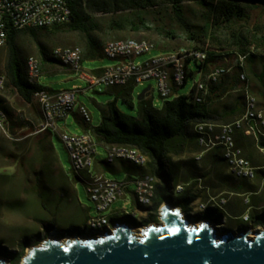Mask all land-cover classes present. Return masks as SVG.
I'll return each instance as SVG.
<instances>
[{
    "label": "rangeland",
    "instance_id": "rangeland-1",
    "mask_svg": "<svg viewBox=\"0 0 264 264\" xmlns=\"http://www.w3.org/2000/svg\"><path fill=\"white\" fill-rule=\"evenodd\" d=\"M187 8L186 19L190 25L189 31L196 36H201L204 24L201 11L193 4H189ZM159 16V21H153L151 17H148L149 29H141L137 32L128 29L117 30L104 41L129 38L144 39L156 46L150 53L137 57L136 61H144L161 51L191 48L189 46L197 43L188 38V33L182 26L171 20L167 10ZM97 18L105 20L108 17L97 15ZM113 19L119 20L118 15ZM253 22L263 24L261 26L263 27L262 33H264V7L250 8L246 20L240 21L234 26L253 29ZM231 29H233L232 25L215 30V38L226 49L228 48L226 44H223V40L228 38ZM166 31H171L172 37L164 36ZM114 36L121 39H113ZM75 40V34L66 32L40 37V42L48 49V58L51 56L52 47L76 46L78 44ZM19 44L25 51V57L30 55L37 57L35 42L31 38L23 37ZM255 51L258 54L263 53V50ZM3 59V50L0 48V75L3 74L1 70ZM116 62V60L102 55L97 59L82 60V66L87 70H92L97 67L111 66ZM234 62L235 55L231 54L220 57L215 64L233 66ZM56 67L62 68L63 66L57 62ZM193 67L195 68L194 64H192V69L195 73L188 78L183 86L176 88V94H187L191 89L193 78L196 80L200 78L199 73ZM66 71L42 73L38 81L52 89H70L73 84L79 85L83 90L76 94L77 102L74 108L77 110L79 104L84 105L91 115V125H96L99 122L98 105L114 98H116L119 110L137 116L139 100L136 97L147 85H150L147 98L151 100L152 106L156 109L161 107L162 99L159 98L153 80H149L143 85L133 86L131 104H128L119 98V88L107 87L103 84L89 87L84 81L76 78L73 72L68 69ZM4 80L3 77V84ZM0 110L5 116V120L1 121L0 125V247H5L8 251L16 253L19 250V242L25 241L26 237L29 244L17 262V264H22L24 256L32 246L39 245L48 237L62 240L73 238L74 235L71 233L83 227L86 219L95 216L96 212L93 202L88 198L82 179L72 171L67 150L57 134L47 130L36 137L33 133L35 126L41 122L39 106L26 104L15 90L4 86L0 89ZM56 125L58 130L64 129L69 132L75 130L70 123V118L57 120ZM44 137H47L49 148L40 144ZM104 157L105 150L102 146L97 145V160H102ZM119 165L122 166L121 163ZM99 169L110 179L121 181L124 178V171L113 172L104 163ZM91 170L95 171V168L93 167ZM231 174L233 175V173ZM82 175H85L84 171ZM233 177L238 178L237 175H233ZM34 180H40V183L34 182ZM38 192L41 193L44 205L37 195ZM176 196L177 194L174 195V197ZM122 204L123 200L119 198L112 205L111 209L115 210V214L111 217L119 218L126 215L125 210L121 208ZM199 204L204 207H200ZM199 204V209L206 206L205 203ZM126 208L129 209V206L127 205ZM238 225L240 222L236 218L227 215L224 216V221L219 224V227L235 229ZM44 233L48 234L43 236ZM0 258L4 264H12L7 258L3 256Z\"/></svg>",
    "mask_w": 264,
    "mask_h": 264
},
{
    "label": "trees",
    "instance_id": "trees-1",
    "mask_svg": "<svg viewBox=\"0 0 264 264\" xmlns=\"http://www.w3.org/2000/svg\"><path fill=\"white\" fill-rule=\"evenodd\" d=\"M67 2L70 8V20L66 24L25 29H16L11 24L7 26L6 40L4 45L0 47L4 57L1 68L5 78L4 86L15 90L26 104L37 105L33 93L40 87L50 91L55 90L39 82L31 83L28 81L25 70V58L27 56L25 57V51L19 44L23 37L31 38L35 42L37 57L45 59L48 58V49L40 42V37L56 35L61 32L73 33L76 36L77 46L82 50L81 62L82 60H93L103 55L104 40L112 32L124 29L137 32L141 29H149L148 17H151L153 21H159V15L167 10L171 20L187 31L190 40L197 42L189 47L206 50L208 53V58L204 64L194 65L196 70L207 67L210 62L216 63L220 57L231 54L236 57L239 53L248 52L252 58L264 57L263 53L258 54L254 50L262 48L264 51V35L258 36L250 28L244 29L234 26L240 21L246 20L250 7L264 5V0H67ZM189 4L197 6L201 11V17L204 21L201 36H196L189 31L190 25L186 19ZM97 15L108 18L99 20ZM117 15L119 20H114L113 17ZM231 25L233 29L229 32L228 38L223 40V44H226L228 48L226 49L215 38V30L231 27ZM164 36L172 37L171 31H166ZM113 39L121 38L114 36ZM234 68L238 70L237 67ZM100 69L91 71L99 72ZM193 74V69L186 68L184 81L187 82ZM226 75L220 77L217 82L210 86L202 103L193 100V88L187 94H176L175 90L178 86L169 80L171 95L162 100L159 109L152 106L151 100L143 98L138 101V115L133 116L119 110L116 105V98H114L98 105L99 122L96 125H91L90 122L85 121L79 113L76 123L81 131H89L103 148L110 145L137 148L148 157L147 166L150 169V174L155 179L164 180L166 183L169 180V176L164 170L166 152L171 145L177 142V138L189 122L208 119L207 102L211 96L218 95L213 93L212 87L217 83L221 85ZM132 87V84L116 87L120 89L118 95L123 102L131 104ZM46 131L35 133V136L37 137ZM41 140L40 144L49 148L50 144L47 137ZM34 182L40 183V180H34ZM37 195L41 200V193L38 192ZM154 195V202L149 208L155 213L150 214L146 221L132 222L140 225L157 220L158 205L161 201H170V196L165 187H162L160 191H154ZM41 203L44 205L42 200ZM47 234L44 233L43 236ZM24 240L19 242V250L16 253L8 251L5 247H0V256L7 258L12 264H17L24 249L29 244L26 237Z\"/></svg>",
    "mask_w": 264,
    "mask_h": 264
},
{
    "label": "built area",
    "instance_id": "built-area-1",
    "mask_svg": "<svg viewBox=\"0 0 264 264\" xmlns=\"http://www.w3.org/2000/svg\"><path fill=\"white\" fill-rule=\"evenodd\" d=\"M70 20V8L67 0H0V46L6 40V29L9 24L16 29L43 28L68 23ZM105 57L114 59V65L102 67L95 76H87L86 69L82 66L79 58L81 48L76 45V51H64L55 53L52 57L64 68L73 72L76 78L84 81L89 87L105 85L107 87H122L128 84L143 85L149 80L155 82V86L162 100L171 95L169 80L176 86H183L186 82L185 70L192 64H204L208 58L206 50L186 51L180 56H171V51H161L144 61L135 59L143 54L150 53L156 48L155 45L140 43L125 44L119 41L114 46H106ZM249 53H239L235 57L233 67L238 68V78L243 82V114L240 119L225 123L215 124L210 120L197 121L193 124V132L199 145L205 149L219 146L222 156L227 163L229 172L238 174V179H252L255 169L249 160L241 154V149L236 146L233 134L236 129L246 124L248 130L256 133L257 126L249 124L250 120H257L264 126L263 110L257 106V99L249 90L244 72V61ZM31 60V78L29 82H38L41 72H33ZM229 71L227 66H216L198 80L193 78V100L202 103L208 94L209 88L217 80ZM3 74L0 75V89L4 87ZM83 89L75 84L70 89L50 91L40 87L33 93V97L41 111V122L35 126L33 133L41 131H54L67 150L72 171L82 179L88 198L93 202L95 216L88 217L86 223H92V218H102L103 212L119 199L123 198L122 206L138 212L142 208V197L146 196L145 186L152 183L146 177H135L133 183L134 204L124 196L127 182L125 180L110 179L104 173L91 168L94 167L97 158V145L93 135L89 131L69 132L64 129L58 130L57 120H65L76 105V94ZM77 112L87 122L91 115L82 104L77 106ZM5 120L0 110L1 121ZM104 161L113 164L117 160L130 161V164H141L142 161L134 159V149L125 151V146L119 145V151L109 152V146L105 147ZM85 175H82V172ZM180 187V186H178ZM177 189V188H176Z\"/></svg>",
    "mask_w": 264,
    "mask_h": 264
},
{
    "label": "crops",
    "instance_id": "crops-1",
    "mask_svg": "<svg viewBox=\"0 0 264 264\" xmlns=\"http://www.w3.org/2000/svg\"><path fill=\"white\" fill-rule=\"evenodd\" d=\"M256 6L264 7V5H255L250 8ZM253 23L252 32L258 36L264 35L261 26L263 24L260 22ZM257 50H262V48ZM39 59L41 74L57 71L67 72L64 67H56L57 61L52 56ZM216 66L224 65H216L210 62L205 68L194 69L200 77H203ZM228 67L229 71L221 85L217 83L212 87L213 93L218 95L211 96L207 102L209 112L207 120L218 125L236 121L243 114L242 88L244 84L238 78V70L232 65ZM100 68L102 67L92 70ZM244 72L249 90L256 97L258 108L263 110L264 118V57H247L244 61ZM39 115L42 118L40 110ZM67 118H70V123L75 128L73 132L81 131L76 123L79 114L75 108L68 114ZM194 123L189 122L187 124L185 130L177 138V142L171 145L165 154L164 170L168 174L169 180L164 183V180L156 178L154 190L155 192L160 191L162 187H165L170 196V201H161L156 210V217L160 215L161 206L165 203L177 208L191 223L198 221V223L207 222L210 225L219 226L223 223L224 216L229 215L240 222V225L235 229L245 226L264 228V126L257 120H250V125L257 126L258 131L256 133L248 130L246 124H242L241 128L236 129L233 134L235 144L241 149L242 156L249 160L255 169V175L252 179H238L229 172L227 163L222 156L221 147L215 146L205 149L198 144L196 135L193 132ZM102 163L107 165L109 170L113 172L124 171L123 180L127 182L124 196L134 204L133 183L131 180L142 174L150 173L149 167H136L124 160L107 164L104 159L97 160L96 158L95 171L103 173L99 169L102 167ZM120 163L122 166L119 165ZM176 186L181 188L176 189ZM175 194H177L176 197H174ZM154 196L152 203L154 202ZM121 199L123 200V198ZM199 203H205V208L199 209ZM137 210L138 220L135 222L146 221L150 214L155 213L149 207L146 209L138 207ZM246 213L249 217L247 220H243L242 217ZM111 222L113 223V221ZM78 230H85V227H80Z\"/></svg>",
    "mask_w": 264,
    "mask_h": 264
},
{
    "label": "water",
    "instance_id": "water-1",
    "mask_svg": "<svg viewBox=\"0 0 264 264\" xmlns=\"http://www.w3.org/2000/svg\"><path fill=\"white\" fill-rule=\"evenodd\" d=\"M147 85L136 97L149 95ZM158 225L134 234L124 225L94 236L48 237L22 264H264V229L253 233L191 223L177 208L161 206ZM0 264L4 261L0 258Z\"/></svg>",
    "mask_w": 264,
    "mask_h": 264
},
{
    "label": "bare ground",
    "instance_id": "bare-ground-1",
    "mask_svg": "<svg viewBox=\"0 0 264 264\" xmlns=\"http://www.w3.org/2000/svg\"><path fill=\"white\" fill-rule=\"evenodd\" d=\"M119 41H124L125 44H133V43H140V44H146V45H154L152 42L148 41V40H144V39H133V38H129V39H125V40H109L106 41L104 44H106V46H114L116 43H118ZM1 47V46H0ZM196 50H201L198 48H180L179 50L176 51H171V56H180V54L185 53L186 51H196ZM64 51H76V46H55V53H63ZM102 52L103 54L105 53V45H103L102 47ZM54 55V48L51 49V56ZM82 57V50H79V58ZM30 60L35 64L33 65V72H41V65H40V60L35 57V56H28L25 60V70H26V76L27 79L29 81V79L31 78V67H29V62ZM86 75L87 76H95V72H92L90 70L86 69ZM119 151V145H110L109 146V152H116ZM125 151H132V147L130 146H125ZM134 159L140 160L142 161L141 164H132L133 166L136 167H146L147 163H148V157L143 154L142 152H140L138 149H134ZM127 163H130V161H126ZM233 175H237L238 174H234ZM138 177H146L147 180H152L151 184H148L147 186H145V193H147L146 196L142 197V208H147L151 205L152 203V198L154 195V188H155V177L150 174V173H145L142 174ZM177 189H180L181 187L176 186ZM200 207H204V205L199 204ZM123 210H125L126 215L123 217H111L113 214H115V210L111 209V208H107L104 212H103V217L102 218H92V223H86L84 224L85 229L90 230L92 232H96L98 234H101L100 232L104 229L107 228L111 225H113V223L116 222H120L123 220H127V221H136L138 220L137 218V212L132 211L130 209H127L126 206H122L121 207ZM248 217L247 214L243 215V220H246ZM113 221V223L111 222ZM88 236V235H87ZM50 238H54V237H50Z\"/></svg>",
    "mask_w": 264,
    "mask_h": 264
},
{
    "label": "flooded vegetation",
    "instance_id": "flooded-vegetation-1",
    "mask_svg": "<svg viewBox=\"0 0 264 264\" xmlns=\"http://www.w3.org/2000/svg\"><path fill=\"white\" fill-rule=\"evenodd\" d=\"M118 224V225H124V226H127L131 229V231L134 233V234H138L140 233L142 230L143 227H145L146 225H158L159 224V216L157 217V220L156 221H152V222H148V223H142L140 225H137L135 224L134 222L132 221H127V220H123V221H120V222H116V223H113V225L107 227V228H104L100 233H104L106 231H113L114 230V227L115 225ZM264 228H256V227H253V226H245V227H242V228H239V229H230V230H233L234 233H238L239 231H242V232H248V236L249 237H252L253 236V233L256 232V231H259V230H262ZM227 230V228L225 229H220L218 230V233H222V232H225ZM71 235H75V236H94V235H98V233L96 232H91L90 230H78L76 232H72Z\"/></svg>",
    "mask_w": 264,
    "mask_h": 264
}]
</instances>
